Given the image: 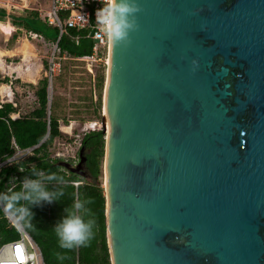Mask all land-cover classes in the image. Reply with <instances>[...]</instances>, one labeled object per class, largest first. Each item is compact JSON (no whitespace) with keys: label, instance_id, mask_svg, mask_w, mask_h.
<instances>
[{"label":"water","instance_id":"95a60500","mask_svg":"<svg viewBox=\"0 0 264 264\" xmlns=\"http://www.w3.org/2000/svg\"><path fill=\"white\" fill-rule=\"evenodd\" d=\"M129 2L103 107L112 264H264V0Z\"/></svg>","mask_w":264,"mask_h":264},{"label":"trees","instance_id":"16d2710c","mask_svg":"<svg viewBox=\"0 0 264 264\" xmlns=\"http://www.w3.org/2000/svg\"><path fill=\"white\" fill-rule=\"evenodd\" d=\"M25 12L12 16L14 25L22 26L27 31L42 33L46 39L57 41L59 29L49 25L45 16H40L35 9H25ZM6 16V9L0 8V20L4 21ZM14 31L11 34V41L18 36V31L16 33ZM88 34V29L77 30L69 27L59 39V47L69 51L73 56L72 59L62 62L61 72L65 70L67 63L70 65L75 62L84 63L78 58L92 53L95 41ZM47 67L48 60L45 62V68ZM107 67L103 64L95 66V87L91 88V95L94 90L100 91L93 103L94 115L90 119H102L103 117L104 101L101 89L106 79ZM57 77L55 81L57 79L58 81L54 83L58 91L60 76ZM5 81L10 80L8 77L0 79V82ZM48 84V78L43 76L36 84L25 85L24 92L30 93L32 90L36 95L34 106L28 108L26 112L21 110L22 106L18 103L15 106L11 102H5L0 108V158L16 151L13 140L20 148H33V152L26 159L0 171V198L5 206L16 215H21L26 207L30 208L33 217L29 218L24 214L22 223L40 246L46 264H112L107 238L106 195L101 181L104 174L106 132L103 129L90 131L82 138V147H84L86 157L83 171L88 173L90 179L82 174V170H71L61 163V159L54 158L55 140H72L73 137L60 129L61 117L57 113L49 112ZM16 100L18 101L19 98L16 97ZM17 112L20 113V117L13 119L12 114ZM66 120L67 122L64 123L69 124L72 119L66 118ZM78 130L79 127L75 129L76 132ZM52 173L57 174L56 180L45 179ZM13 174H18L19 177L17 185L9 191V183ZM26 177L41 179L49 190L62 189L64 195L51 203L40 202L39 204H30L23 199L17 203L3 199V197L20 192L21 183ZM74 198L88 201L89 215L95 221L93 236L85 246L63 249L58 244L53 226L62 218L64 209L71 205ZM18 237L19 232L8 222L0 207V244Z\"/></svg>","mask_w":264,"mask_h":264},{"label":"built area","instance_id":"2783aa9c","mask_svg":"<svg viewBox=\"0 0 264 264\" xmlns=\"http://www.w3.org/2000/svg\"><path fill=\"white\" fill-rule=\"evenodd\" d=\"M31 2L32 0H0V8L6 9L7 17L16 13L17 10H25L11 9L12 7L33 8L38 11L40 16H43L42 14L44 12L48 24L59 29L57 41H52L53 49L48 60V67L44 72V76L49 80L48 101L50 103V91L54 79L61 72L62 62L66 59L73 58L69 51L61 49L58 45L59 39L67 32L69 27L77 30L88 29V36H91L95 41L92 53L78 58L79 60L84 61L88 70L93 71L95 66L101 64L108 66L110 50L109 40L106 35L100 32L99 26L96 24L95 20L96 9L102 7L104 0H49V6L46 10H43L40 7H31L29 5ZM27 37L28 39H45L42 33L32 30L28 31ZM78 38L79 37H77V39ZM12 84L13 80L10 79L8 84H3L5 85L4 90L1 89L2 85L0 86V108L5 102H11L17 106L16 94L12 88ZM18 117H20V113L17 112L12 114L13 119ZM75 121L76 120H71L69 124H65L61 121L60 129L72 136L73 139L55 140L54 144L56 150L53 154L54 158L61 159L62 162L69 163L70 166L73 167L78 166L80 162V150L82 148L83 136L90 131L103 129L106 132L107 130L104 108L102 119H88L77 126L75 125ZM65 126L69 127L70 130L64 129L63 127ZM77 127H79V130L76 132L75 129ZM13 141L16 151L0 158V171L5 167L26 159L33 152L32 147L20 148L15 140ZM18 177V174L12 175L8 188L9 191L17 185ZM75 184H78V182H75ZM0 207L3 209L4 216L8 219V222L19 232L18 238L10 239L0 244V264H46L40 246L22 223L24 211L21 215H16L5 206L1 198ZM17 249H19V253L17 252Z\"/></svg>","mask_w":264,"mask_h":264},{"label":"rangeland","instance_id":"374dc122","mask_svg":"<svg viewBox=\"0 0 264 264\" xmlns=\"http://www.w3.org/2000/svg\"><path fill=\"white\" fill-rule=\"evenodd\" d=\"M29 5L31 7H40L43 10H46L49 6V0H32V2L29 3ZM11 9H33V8L12 7ZM20 13L24 14L26 12L25 10H17L16 13H13L10 17L6 16L4 21H10L13 24L12 16ZM42 15L44 16V12ZM14 27H15L14 33L18 31L17 33L18 36L14 41L10 40L12 35H10L9 38H6L0 32V49H12V48L14 49L24 39H26L28 31L25 30L22 26L14 25ZM30 40H31L30 42L35 47L33 55H30L29 57H25V54L21 52L15 55L6 54L3 57L4 65L0 63V79H4L5 77H8L9 80L10 79L13 80L12 88L15 91L16 97L19 98V100L16 101L18 104L22 106L21 110L25 112L27 111L28 108H32L34 106L36 95L32 90H30V93L29 92L27 93V91L24 92V87L29 83L36 84L39 81V79H41L44 76V72L46 69L45 62L49 60V57L53 49L52 40L46 38L44 40H37V39H30ZM20 64L23 66L24 69H26L27 66H31V69L25 72V74L23 73V71L21 74H19L17 71L11 70L12 68ZM95 75H96V68H93V71H90L86 67L85 63L75 62V63H71V65L67 63L65 70L61 72V75H59L60 77L58 76L59 77L58 91L56 90V83H54L57 82L58 79L56 81L54 79L50 91L51 100L49 103V112L57 113L61 117L60 120L63 123L67 122L66 118L76 120L75 121L76 126L82 124L84 121H87L88 119L93 117L94 115L93 103H95V100L97 99L100 91V90H94L93 95H91V88L95 87ZM106 76H107V70H106ZM8 83L9 81L0 82V86ZM105 84H106V79L101 89L103 101H104ZM76 167L77 166L73 168ZM81 170H82V174L86 178L90 179L88 173L86 171H83V167ZM101 181L104 186L105 183L104 174L101 177Z\"/></svg>","mask_w":264,"mask_h":264},{"label":"clouds","instance_id":"9594fccd","mask_svg":"<svg viewBox=\"0 0 264 264\" xmlns=\"http://www.w3.org/2000/svg\"><path fill=\"white\" fill-rule=\"evenodd\" d=\"M136 11L129 0H104L102 7L96 9L95 20L100 32L115 44L127 35L130 24L127 22L129 13ZM39 175V174H38ZM48 181L56 180L57 174L45 177ZM64 195L61 190H49L41 179L25 178L21 183V191L3 197L6 201L19 202L27 200L30 204L53 202ZM86 199L74 198L71 205L64 209V215L53 226L58 244L63 249L85 246L93 236L94 219L89 215ZM24 214L31 218L33 213L29 207L23 209Z\"/></svg>","mask_w":264,"mask_h":264},{"label":"bare ground","instance_id":"6f19581e","mask_svg":"<svg viewBox=\"0 0 264 264\" xmlns=\"http://www.w3.org/2000/svg\"><path fill=\"white\" fill-rule=\"evenodd\" d=\"M14 26L9 22V21H1L0 20V32L6 37V38H9V36L13 33L14 31ZM31 40L28 39L26 37V39H24L17 47H15L14 49H0V63L2 65H4V60H3V57L6 55V54H9V55H15V54H18V53H24L25 54V57H29L30 55H33L34 53V50H35V47L34 45L30 42ZM26 60V59H25ZM109 62H110V58H109ZM18 68V69H17ZM22 68V69H21ZM11 69V68H10ZM30 66L29 67H26V69L23 68V66L20 64V65H17L16 67L12 68L11 70H16L19 74L23 73L25 74V72H27L28 70H30ZM29 76V74H28ZM1 89H5V85H2ZM105 92V91H104ZM104 99H105V102H106V94H104ZM105 112H106V125H107V129L109 130L110 127H109V122H108V114H107V109H106V106H105ZM65 129L67 130H70L69 127H64Z\"/></svg>","mask_w":264,"mask_h":264},{"label":"snow or ice","instance_id":"6c2138e0","mask_svg":"<svg viewBox=\"0 0 264 264\" xmlns=\"http://www.w3.org/2000/svg\"><path fill=\"white\" fill-rule=\"evenodd\" d=\"M17 252L19 253V249H17Z\"/></svg>","mask_w":264,"mask_h":264},{"label":"crops","instance_id":"0c3cea01","mask_svg":"<svg viewBox=\"0 0 264 264\" xmlns=\"http://www.w3.org/2000/svg\"><path fill=\"white\" fill-rule=\"evenodd\" d=\"M10 22V21H9ZM12 24V23H11ZM15 29V28H14ZM18 69V68H17ZM22 69V68H21Z\"/></svg>","mask_w":264,"mask_h":264}]
</instances>
